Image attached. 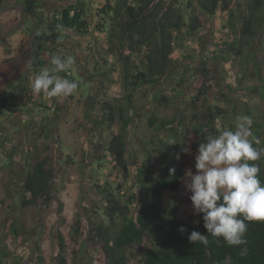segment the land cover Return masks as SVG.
<instances>
[{"label":"trees","instance_id":"1","mask_svg":"<svg viewBox=\"0 0 264 264\" xmlns=\"http://www.w3.org/2000/svg\"><path fill=\"white\" fill-rule=\"evenodd\" d=\"M4 1L0 0V9ZM23 1L26 8L25 17L30 21L28 38L21 43L16 55L0 61V123L10 122L19 115L30 116L28 104L21 103L24 97H27V103H36L34 101L37 95H33L30 88V73L35 76L43 68L51 67L53 57L60 58L64 63L70 59L64 55V46L61 45L71 39L68 32L85 37L92 31L101 34L107 31L108 46L105 52H102L101 59L109 61V57L117 55L121 63L120 74L125 94L122 96L108 93L110 98L103 101L101 116H97L91 123L95 130L101 129L104 132V143L97 148L105 154L104 158L98 159L101 162L108 159L125 180H130L132 172L128 161L129 130L133 127L135 119H141L137 113L134 93L144 87H156L160 80L171 79L178 73L175 67L179 61L174 56L177 40L182 42L185 37L193 38L206 26L207 21L218 19L219 13L229 17L224 28L230 29L228 39L231 40L220 44L205 62H201L192 71V77L201 79L196 94L190 98L192 104L209 102L206 96L212 89L210 82L215 80L210 68L211 60L228 62L233 57V60H238L246 70L245 77L252 65L251 76L261 82L264 80V63L257 56V50L264 45V0H252L247 9L241 0H188L184 6L175 0H105L96 14L98 19H90L88 0L67 3L64 7L56 8L51 15L40 10L41 2ZM184 7L192 10L187 21ZM113 63L108 67L103 64L95 65L93 73L89 76L90 80L96 81L102 87H105L107 82L112 83L110 73L118 72V63ZM29 64L31 68L28 67ZM188 72L189 69L183 72L177 85L183 87L182 92L187 88L185 84ZM59 75L76 81V91L81 89L82 83L71 74L69 67ZM247 91L249 94L264 97V86L262 90L256 85L248 87ZM221 95L229 98L225 92ZM38 96L40 102L36 104L43 106V110L54 111L57 117L62 109L60 99L49 98L48 101L42 94ZM73 96L74 94L68 99H73ZM152 98L158 105L165 106H171L174 100L163 91L155 92ZM213 109L208 106L202 121L196 115L190 120H187L185 114H179L173 119L159 117L153 111L147 118L148 126L157 131L171 127L169 140L174 139L177 144L169 145V140H160V143L167 150L177 151L180 158L189 153L192 157L191 170L194 172L199 144L207 135L217 132L213 126L217 118H227L225 109L218 105ZM192 120L194 126L187 136L183 131L191 126ZM54 121L56 119L51 117L50 113L42 115L40 126L30 138L32 142L29 141L25 172H15L19 183L21 182L22 194L19 204L22 209L36 204L40 199H51L52 170L46 168L47 160L31 164V159L34 149H37L36 143L40 139L50 138ZM259 127L260 124L253 123L254 135L260 140L257 130ZM230 130L234 131V127L231 126ZM34 136L36 138H33ZM0 147L9 158L8 167L14 171L17 146L6 139ZM185 148L190 151L185 152ZM147 153L145 162L133 165L135 180L144 194L141 203L135 193L126 192L120 197L121 188L116 190L108 182L98 186L106 205L99 212L95 231L109 264H131L135 256L132 254V248L141 246L145 239H148L151 245L142 250L140 264H223L226 257L230 258L231 264H264V221L249 223L246 234L248 254L245 257L240 256L239 248L229 247L222 239L217 240L211 235H208L207 246L199 243L192 245L188 240L190 232L198 231L207 235L203 218L199 223H195L176 213L169 219L166 216L167 209L185 182V173L189 170L187 163L184 159L178 163L166 158L162 168L158 169L153 163L151 150H147ZM253 163L259 164V179L264 184L263 158ZM171 169H175V172L172 173ZM134 205L137 207L133 209ZM182 227L187 231L181 232ZM27 236L34 237V233L25 230L14 214L6 225L2 241L0 240V264H7L6 260L16 257L9 250L11 240L25 241ZM37 250L42 254L40 244ZM57 253V264H69L66 255L67 243L62 234L58 238ZM38 257L39 262L45 261L42 255ZM23 260L21 258L14 264H22Z\"/></svg>","mask_w":264,"mask_h":264},{"label":"rangeland","instance_id":"2","mask_svg":"<svg viewBox=\"0 0 264 264\" xmlns=\"http://www.w3.org/2000/svg\"><path fill=\"white\" fill-rule=\"evenodd\" d=\"M37 1L41 2L40 10L47 15H51L56 8L64 7L67 3L76 2V0ZM175 1L184 6L188 0ZM192 1L195 2V0ZM104 2L105 0H88L90 19H98L96 14ZM240 2L247 9V5L252 0H241ZM183 10L187 21L192 10L185 7ZM25 14L26 8L23 0L4 1L0 9V61L16 55L21 43L27 40L30 21ZM228 19L227 14L219 13L218 19L207 21L206 26L193 38L185 37L182 42L177 40V51L174 56L179 61L175 67L178 73L171 79L160 80L156 87H144L134 93L137 113L141 119L133 121L134 125L128 134V161L132 171L130 180H125L122 175L118 174L114 169V164L108 159L102 162L98 159L99 157L104 158L105 154L97 148L98 145L104 143V132L101 129L95 130L91 123L97 116H101L102 103L110 98L109 94H121L122 96L125 94L120 74L121 63L117 55L109 57V61L101 59L102 52H105L108 46L107 31L102 34L92 31L85 37H80L75 32H68L71 39L64 41L61 45L64 46V55L70 58L66 63L69 65L71 74L82 83L81 89L75 91L73 99L59 98L62 109L57 117L54 111L43 110V106L36 104L40 102L37 95L34 101L36 103H27V97L21 99L22 104H28L30 116L19 115L10 122L0 123V144L8 139L17 146V162L14 165V171L8 167L9 158L0 147V240L2 241L1 237L6 230V225L14 214L25 230L34 233V237L27 236L25 241L11 240L9 250L16 257L6 260L7 264H14L21 258L24 259L22 264H57L60 234L66 239V255L69 264H109L95 231L99 212L106 205L98 186H103L108 182L116 190L121 188L120 197L126 192L135 193L141 203L144 194L135 180L133 165L147 160V150H151L154 157L153 163L158 169L162 168L166 158L178 163L184 159L187 168L191 169L192 157L189 153L177 159L179 156L177 151L167 150L160 143V140L165 142L169 140L171 127L157 131L148 126L147 118L153 111L159 117L170 119L179 114H185L187 120H190L196 115L202 121L208 106L210 105L213 109L215 105H218L226 110L227 118L216 119L213 126L217 132L212 135H218L225 129L230 130L231 126L235 130L236 117L246 114L252 118L254 124H260L257 129L259 135H257L261 141L260 146L264 147V97L259 94H249L247 91L248 87L255 85L262 90L264 80L261 82L251 76L252 65L248 68V75L245 77L244 71L246 70L241 67L238 60H233V57L228 62L211 60L210 68L215 80L210 82L212 89L206 96L209 102L201 101L192 104L190 99L196 94L201 84L200 78L191 76L193 69L205 59L207 60L220 44L231 40L228 39L230 29L224 28ZM106 29L108 30V25ZM263 48L264 45L257 50V56L264 63ZM189 55L192 57L188 58ZM112 62L118 63L116 66L118 72L110 73L112 83L107 82L106 86L102 87L96 81L90 80L89 76L93 73L95 65L103 64L108 67ZM186 69H189L185 84L187 88L182 92L183 87L177 85ZM30 78L32 82L35 78L33 73H30ZM157 91H163L165 95L172 96L173 104L165 106L155 103L152 97ZM222 92H225L229 98L223 97ZM47 99L49 101V98ZM44 113H50L56 121H54L50 138L40 139L36 143L37 149H34L32 153L31 164L47 160L46 168L51 169L53 173L51 199L48 201L40 199L36 204L22 209L19 204L22 194L21 182L19 183L15 172L18 174L25 172L29 141L32 142V139L30 140L32 133L40 126V119ZM193 126L194 120L191 126L183 131V134L188 136L190 133L188 131ZM190 195L184 182L181 191L175 195L172 205L166 211L168 219L174 213L192 222L202 218V214L199 216L193 214ZM135 206L137 207L134 205L132 208L134 209ZM39 244L42 254H39L37 250ZM150 245L148 239H145L141 246H134L131 251L135 256L131 264H140L142 250ZM41 255L45 260L43 263L39 262L38 256ZM130 256L133 255L130 254Z\"/></svg>","mask_w":264,"mask_h":264},{"label":"clouds","instance_id":"3","mask_svg":"<svg viewBox=\"0 0 264 264\" xmlns=\"http://www.w3.org/2000/svg\"><path fill=\"white\" fill-rule=\"evenodd\" d=\"M51 65L35 75L30 84L33 95L60 99L73 95L78 83L59 75L69 65L58 57H53ZM168 143L177 144L174 139ZM260 144L253 132V120L246 114L236 117L234 131L225 129L218 135H207L199 144L196 171H186L185 188L191 193L193 214H202L207 235L190 232L188 240L192 245L207 246L211 235L229 247L239 248L241 257L247 256L248 225L264 221V184L259 179V164L253 163L264 158ZM170 171L174 173L175 169ZM185 231L182 227L181 232ZM223 264H231L230 258L226 257Z\"/></svg>","mask_w":264,"mask_h":264},{"label":"crops","instance_id":"4","mask_svg":"<svg viewBox=\"0 0 264 264\" xmlns=\"http://www.w3.org/2000/svg\"><path fill=\"white\" fill-rule=\"evenodd\" d=\"M77 1V0H76Z\"/></svg>","mask_w":264,"mask_h":264}]
</instances>
